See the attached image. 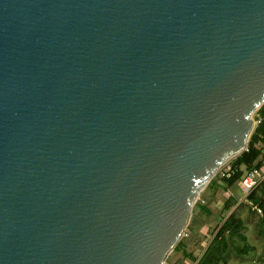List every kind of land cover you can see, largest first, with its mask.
<instances>
[{
    "label": "water",
    "instance_id": "obj_1",
    "mask_svg": "<svg viewBox=\"0 0 264 264\" xmlns=\"http://www.w3.org/2000/svg\"><path fill=\"white\" fill-rule=\"evenodd\" d=\"M264 103V0H0V264H163Z\"/></svg>",
    "mask_w": 264,
    "mask_h": 264
},
{
    "label": "trees",
    "instance_id": "obj_2",
    "mask_svg": "<svg viewBox=\"0 0 264 264\" xmlns=\"http://www.w3.org/2000/svg\"><path fill=\"white\" fill-rule=\"evenodd\" d=\"M255 119L258 121L248 139L246 150L230 161L233 174L222 178L227 184L239 180L246 169L260 168L263 165L260 155L264 146V103L257 109ZM213 184L211 180L210 185ZM247 199L260 209V213L252 205L242 204L220 224L200 257L187 252L182 240L176 243L174 250L180 251L183 257L196 261V264H232L235 260L242 264H264V179L248 193ZM196 205L207 214L210 213L205 205ZM229 205L228 203L225 207ZM251 223L255 227L256 243H252L247 235ZM257 243L261 245L259 252L256 249Z\"/></svg>",
    "mask_w": 264,
    "mask_h": 264
},
{
    "label": "rangeland",
    "instance_id": "obj_3",
    "mask_svg": "<svg viewBox=\"0 0 264 264\" xmlns=\"http://www.w3.org/2000/svg\"><path fill=\"white\" fill-rule=\"evenodd\" d=\"M256 116H257V110L254 111V113L252 114V118L254 120V127L257 124L256 119H255ZM234 157H232L228 161L224 162L217 169L216 173L211 178V180L214 183H217L218 181L223 180L220 176V171L223 170L226 165L230 164V161L232 159H234ZM243 169L245 170L244 167H243ZM210 181L199 193V195L196 199V202L194 203V205L192 207L188 223H187L182 235L178 239V241L182 240L184 242L186 251L192 253L196 257L202 253L204 247L206 246L207 242L209 241L210 237L212 236V234H210V233L213 232V230L216 228V226L218 224L217 218L215 217L213 224H211L209 226L210 230L208 231V235L201 233V231H200V227L202 226V224L204 222L203 218H206L205 216H207L210 213L207 214L205 211L200 209L196 204L205 205L207 207V204L209 203L207 201V197H208L207 196V190L210 187ZM210 199H211V202L214 203V211H216V213H220L221 212V208H220L221 207V201L223 200L221 191L214 192L212 198H210ZM215 204H217V205H215ZM247 235H248L249 240L252 243L257 242V240L255 239V237H256L255 236V227H254L253 223H251L249 225L248 230H247ZM257 246L258 247L256 249L259 252L261 245H259L257 243ZM185 259H187V258L183 257V255L180 251H175L174 247H173V249L168 253L167 257L164 259L163 264H186ZM187 260H189V259H187ZM231 263L232 264H242L241 261H239V260H235Z\"/></svg>",
    "mask_w": 264,
    "mask_h": 264
},
{
    "label": "crops",
    "instance_id": "obj_4",
    "mask_svg": "<svg viewBox=\"0 0 264 264\" xmlns=\"http://www.w3.org/2000/svg\"><path fill=\"white\" fill-rule=\"evenodd\" d=\"M260 160L263 163V165L260 167V169H261L262 179H264V146L262 147V150H261ZM218 191H221L222 197H223V200L221 201V207H220L221 212L220 213H216V211H214V203L211 202V199H210V198H212L213 193L218 192ZM207 196H208L207 201L209 202L207 204V208L209 209L210 214L205 216L206 218H203L204 222H203L202 226L200 227V231H201V233L208 235V231L210 230L209 226L211 224H213L215 217L217 218L218 224H217L216 228L213 230V232L210 233V234H212V236L210 237L206 246L208 245V243L210 242V240L214 236V234H215L217 228L220 226V224L231 213L235 212L236 209L238 207H240L242 204L243 205L247 204V202L244 198V193L241 189V185H240L239 180L235 181L232 184H227L224 180L218 181L217 183L210 185V187L207 190ZM228 203L230 204L229 207H225V205ZM215 205H217V204H215ZM206 246L204 247V249L206 248ZM204 249H203V251H204ZM200 255L197 257H200Z\"/></svg>",
    "mask_w": 264,
    "mask_h": 264
},
{
    "label": "built area",
    "instance_id": "obj_5",
    "mask_svg": "<svg viewBox=\"0 0 264 264\" xmlns=\"http://www.w3.org/2000/svg\"><path fill=\"white\" fill-rule=\"evenodd\" d=\"M233 172H234V169L231 167L230 164H228L224 167L223 170L220 171V176L221 178H228L233 174ZM261 180H262L261 169L255 168V167L246 169L241 175V177L239 178L241 189L244 193V198L246 202L252 205V208L255 209L259 213H260V209L248 201L247 195L252 189H254L261 182ZM187 259H185L186 264H196V261H192L190 259L189 261Z\"/></svg>",
    "mask_w": 264,
    "mask_h": 264
}]
</instances>
